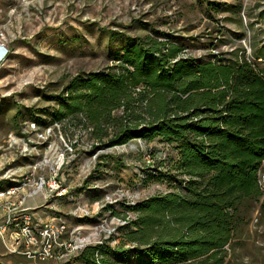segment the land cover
I'll return each instance as SVG.
<instances>
[{
    "label": "trees",
    "instance_id": "1",
    "mask_svg": "<svg viewBox=\"0 0 264 264\" xmlns=\"http://www.w3.org/2000/svg\"><path fill=\"white\" fill-rule=\"evenodd\" d=\"M218 32L211 49L224 41ZM119 35L123 45L108 51L109 65L49 97L50 120L87 131L91 151L134 140L171 146L177 157L167 173L161 150L145 147L153 163L140 160L147 177H167L173 190L124 205L136 216L118 228L121 242L87 245L70 264H226L252 213L264 214L256 181L264 160V47L250 57L241 47L192 57L168 34Z\"/></svg>",
    "mask_w": 264,
    "mask_h": 264
},
{
    "label": "rangeland",
    "instance_id": "2",
    "mask_svg": "<svg viewBox=\"0 0 264 264\" xmlns=\"http://www.w3.org/2000/svg\"><path fill=\"white\" fill-rule=\"evenodd\" d=\"M218 29L224 41L211 49ZM162 33L192 57L234 47L250 57L264 47V0H0V44L9 49L0 64V187L28 178L24 192L36 199L29 205L34 213L41 220L62 216L88 245L110 237L111 246L118 244V228L136 216L124 205L173 190L171 179L144 174L140 155L148 152L142 150H161L166 173L176 151L157 140L91 151L87 131L51 122L56 104L49 97L78 74L109 65L108 51L123 45L119 34L165 40ZM54 181L66 190L62 196L51 193ZM232 247L226 264H264L258 209ZM0 264L15 263L0 257Z\"/></svg>",
    "mask_w": 264,
    "mask_h": 264
},
{
    "label": "built area",
    "instance_id": "3",
    "mask_svg": "<svg viewBox=\"0 0 264 264\" xmlns=\"http://www.w3.org/2000/svg\"><path fill=\"white\" fill-rule=\"evenodd\" d=\"M9 49L0 44V60L6 58ZM143 160L151 165L153 159L145 154ZM0 187V242L6 253L19 254L34 264L55 262L66 264L72 254L89 244L77 227L68 228L66 220L56 215L41 220L27 204L28 193L24 192L26 181ZM257 185L264 190V160L256 177ZM43 180L39 188L43 187ZM51 193L62 196L65 189L56 181ZM256 220V219H255ZM254 220V221H255Z\"/></svg>",
    "mask_w": 264,
    "mask_h": 264
},
{
    "label": "crops",
    "instance_id": "4",
    "mask_svg": "<svg viewBox=\"0 0 264 264\" xmlns=\"http://www.w3.org/2000/svg\"><path fill=\"white\" fill-rule=\"evenodd\" d=\"M35 201H36L35 198H33V199L30 198L27 200V204L32 205V204L36 203ZM0 248L3 249L1 242H0ZM2 252H3V254H1L0 257H5V259H8L9 261L14 262L15 264H34V263L26 260L23 256H21L19 254L6 253L4 250Z\"/></svg>",
    "mask_w": 264,
    "mask_h": 264
},
{
    "label": "bare ground",
    "instance_id": "5",
    "mask_svg": "<svg viewBox=\"0 0 264 264\" xmlns=\"http://www.w3.org/2000/svg\"><path fill=\"white\" fill-rule=\"evenodd\" d=\"M5 60V58L3 60H0V64Z\"/></svg>",
    "mask_w": 264,
    "mask_h": 264
}]
</instances>
